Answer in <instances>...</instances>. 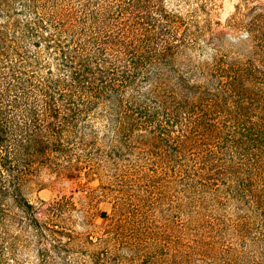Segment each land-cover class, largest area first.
<instances>
[{"label": "trees", "instance_id": "16d2710c", "mask_svg": "<svg viewBox=\"0 0 264 264\" xmlns=\"http://www.w3.org/2000/svg\"><path fill=\"white\" fill-rule=\"evenodd\" d=\"M197 10L0 0V264H264V0Z\"/></svg>", "mask_w": 264, "mask_h": 264}, {"label": "rangeland", "instance_id": "374dc122", "mask_svg": "<svg viewBox=\"0 0 264 264\" xmlns=\"http://www.w3.org/2000/svg\"><path fill=\"white\" fill-rule=\"evenodd\" d=\"M165 5L169 9H173L180 13L182 16L185 17H195L201 19L203 17V13L198 11V6L202 3L204 4L205 8L208 10L213 21L220 22L219 27L225 24L226 19L231 15V13L235 9V4L239 0H163ZM43 187L37 189L36 191L30 194L32 199L36 198H44L50 199L57 196H67L71 197L77 205H81L85 202L86 195L90 194L92 191L98 193L100 189V183L96 178H87L84 175L74 176V177H62V178H55L52 175L44 174L43 175ZM96 206L98 207V211L102 212H110L112 210L111 201L107 198H98L96 201ZM93 223L90 227L95 234L99 233L102 229L107 220L101 217L99 214L94 216ZM176 234V233H174ZM144 239H148L147 237H142ZM142 246L138 247L133 253H135V257H127L128 254L124 252V250L128 251L125 247L120 254L116 257L119 259V263L117 264H141L140 260L142 259L141 256L144 250L147 248V244L145 241L140 244ZM122 247V246H120ZM77 255L71 254L70 258L76 259ZM84 259V258H81ZM78 260V259H76ZM127 260V261H126ZM160 262V261H159ZM74 264H79L77 261L73 262ZM142 263H146L143 261Z\"/></svg>", "mask_w": 264, "mask_h": 264}]
</instances>
